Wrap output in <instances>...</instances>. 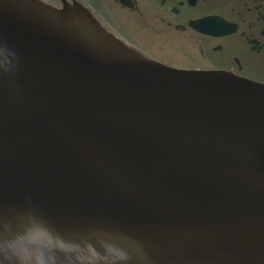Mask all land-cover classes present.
I'll return each instance as SVG.
<instances>
[{"label":"water","instance_id":"water-1","mask_svg":"<svg viewBox=\"0 0 264 264\" xmlns=\"http://www.w3.org/2000/svg\"><path fill=\"white\" fill-rule=\"evenodd\" d=\"M31 231L108 264H264V84L0 0V245Z\"/></svg>","mask_w":264,"mask_h":264},{"label":"flooded vegetation","instance_id":"flooded-vegetation-1","mask_svg":"<svg viewBox=\"0 0 264 264\" xmlns=\"http://www.w3.org/2000/svg\"><path fill=\"white\" fill-rule=\"evenodd\" d=\"M53 8L78 4L109 34L173 69L224 71L264 83V0H41ZM210 20L217 35L193 25ZM31 231L0 250L11 264H108L91 249L36 242ZM10 263V262H7Z\"/></svg>","mask_w":264,"mask_h":264},{"label":"rangeland","instance_id":"rangeland-1","mask_svg":"<svg viewBox=\"0 0 264 264\" xmlns=\"http://www.w3.org/2000/svg\"><path fill=\"white\" fill-rule=\"evenodd\" d=\"M181 70H194V69H181ZM260 76L264 77V69H261Z\"/></svg>","mask_w":264,"mask_h":264},{"label":"bare ground","instance_id":"bare-ground-1","mask_svg":"<svg viewBox=\"0 0 264 264\" xmlns=\"http://www.w3.org/2000/svg\"><path fill=\"white\" fill-rule=\"evenodd\" d=\"M141 53V52H140ZM142 54V53H141ZM143 55V54H142ZM181 70V69H180Z\"/></svg>","mask_w":264,"mask_h":264}]
</instances>
